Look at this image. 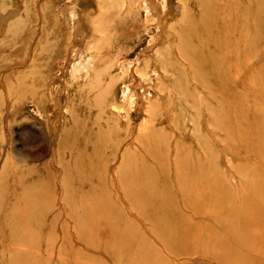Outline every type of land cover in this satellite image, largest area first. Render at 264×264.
Wrapping results in <instances>:
<instances>
[{
    "label": "rangeland",
    "instance_id": "1",
    "mask_svg": "<svg viewBox=\"0 0 264 264\" xmlns=\"http://www.w3.org/2000/svg\"><path fill=\"white\" fill-rule=\"evenodd\" d=\"M0 264H264V0H0Z\"/></svg>",
    "mask_w": 264,
    "mask_h": 264
},
{
    "label": "bare ground",
    "instance_id": "2",
    "mask_svg": "<svg viewBox=\"0 0 264 264\" xmlns=\"http://www.w3.org/2000/svg\"><path fill=\"white\" fill-rule=\"evenodd\" d=\"M111 9V8H110ZM120 16V15H119ZM34 31V30H33ZM32 30H31V32L30 33H32L33 32ZM43 33V32H42ZM30 36V35H29ZM41 36V35H40ZM39 36V37H40ZM42 37H40L38 40L40 41V39H41ZM34 39H35V37L33 36V35H31V38H30V43H32L33 41H34ZM36 39V40H37ZM42 39H44V38H42ZM80 40H81V38H79ZM37 40V41H38ZM85 40V39H84ZM107 40V39H106ZM42 41V40H41ZM40 41V42H41ZM86 41V40H85ZM92 41V40H91ZM68 42V41H67ZM38 43V42H37ZM43 42H41V44H42ZM45 43V42H44ZM51 43V42H50ZM94 43V42H93ZM32 45H35V44H32ZM37 45V44H36ZM40 45V44H39ZM68 45H69V43H65L64 44V46L63 47H68ZM39 47V46H38ZM43 47H44V45L42 46V47H39L40 49H42L43 50ZM39 48H37V49H39ZM78 50H79V48H78ZM37 51V50H36ZM39 51H41V50H38V52ZM93 51V50H92ZM95 51V50H94ZM65 52V51H64ZM79 52V53H78ZM89 52V51H88ZM24 54V53H23ZM34 54H35V52H34ZM37 54H39V53H37ZM65 54V53H64ZM85 54H86V50H85V46H83L81 49H80V51H76V52H73V53H70V54H66L65 56H64V63H63V66H62V68L63 69H66V67L69 65V63H70V61H72L71 63H70V65L72 64V66L73 65H75V64H77L78 62H80V61H84V56H85ZM25 55V54H24ZM36 55V54H35ZM94 55V54H93ZM38 57H39V55H37ZM47 56V55H46ZM45 56V57H46ZM32 57H34V55H32ZM47 58V57H46ZM45 58V59H46ZM94 59V58H96L95 56H89L87 59L90 61L91 59ZM39 59V58H38ZM99 59H100V57H99ZM99 59H97V60H99ZM22 60V59H21ZM21 60H20V62H21ZM32 60V59H31ZM37 60V59H36ZM36 60H34V61H36ZM33 61V60H32ZM38 61V60H37ZM16 62H18L17 60H16ZM74 62V63H73ZM76 62V63H75ZM86 62V61H85ZM25 64V63H24ZM31 66V65H30ZM121 66V65H120ZM30 68V67H29ZM28 68V69H29ZM42 68V67H41ZM86 69V68H85ZM91 70H87V72H86V75L89 73L90 75H91ZM103 72H104V70H103ZM87 77L89 78V76L87 75ZM46 78H48L47 76H46ZM135 78V77H134ZM45 79V78H44ZM47 83V82H46ZM39 84V83H38ZM110 84H111V82H110ZM98 97V96H97ZM104 101V100H103ZM112 110H114V111H118V108H113Z\"/></svg>",
    "mask_w": 264,
    "mask_h": 264
}]
</instances>
